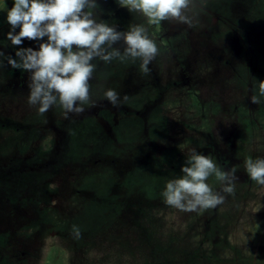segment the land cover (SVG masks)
Here are the masks:
<instances>
[{"label":"rangeland","instance_id":"1","mask_svg":"<svg viewBox=\"0 0 264 264\" xmlns=\"http://www.w3.org/2000/svg\"><path fill=\"white\" fill-rule=\"evenodd\" d=\"M105 1L96 0L95 15L117 31L143 24L120 0L115 9ZM13 2L0 0V52L15 59L18 47L38 50L47 38L11 45L4 5ZM196 12L194 27L146 18L160 47L150 72L139 61L98 62L95 106L67 119L58 107L40 114L29 106V74L0 66V121L21 127L0 130V264H20V257L28 264H264V186L244 168L245 158H264V103L250 100L252 79L264 81V0H203ZM107 89L121 97L118 106L103 98ZM190 149L224 171L235 167V191L223 193L213 175L207 183L225 195L222 205L184 212L166 204L189 236L175 247L182 254L143 250L129 222L138 209L132 204L141 203L132 195L148 196L140 207L147 212L164 203L161 192L181 175ZM238 206L247 213L243 222L234 219ZM249 241L258 256L247 254ZM152 245L165 250L167 241Z\"/></svg>","mask_w":264,"mask_h":264},{"label":"clouds","instance_id":"2","mask_svg":"<svg viewBox=\"0 0 264 264\" xmlns=\"http://www.w3.org/2000/svg\"><path fill=\"white\" fill-rule=\"evenodd\" d=\"M120 3L151 23L170 21L188 27L198 23L197 4L203 6V0H120ZM98 8L96 0H14L11 9L4 5L6 23L10 25L6 39L12 46H20L24 39L47 38L39 43L38 50L18 47L15 59L0 52V66L6 61L12 69L29 74L27 103L38 113L58 107L67 119L70 114L82 113L85 106H95L91 81L98 62L108 65L113 61H139L141 72H150L148 66L159 54V48L149 37L147 27L131 24L127 31H117L115 25L97 18ZM252 81L255 94L250 97L251 103H264V81L257 82L254 78ZM103 98L114 107L121 102L114 89L104 90ZM244 168L252 181L264 186V158L247 157ZM235 172V167L224 171L210 155L190 149L180 168L181 175L166 182L161 196L165 204L184 212L214 209L225 202V195L210 187L209 177L214 175L221 182L223 193L233 194ZM71 233L78 239L80 228L73 225Z\"/></svg>","mask_w":264,"mask_h":264},{"label":"trees","instance_id":"3","mask_svg":"<svg viewBox=\"0 0 264 264\" xmlns=\"http://www.w3.org/2000/svg\"><path fill=\"white\" fill-rule=\"evenodd\" d=\"M102 5H105L106 6L107 5V0L104 3H102ZM114 5H116V2H114V0H113V5H111V6L115 9V6ZM117 10H119V9H117ZM142 16L143 15L140 14V17L144 19L143 20V25L145 27H147V24H145L146 18L145 17H142ZM130 18H131V16H130ZM138 19H140V18L138 17ZM137 23H138V20H137ZM147 29H148L149 37L154 40V38H153L154 36L150 33V30H149L148 27H147ZM154 41L156 42V40H154ZM156 44H157V42H156ZM157 47L159 48V51H160V47L158 45H157ZM16 70H18V69H16ZM2 128H9L10 130H12L14 132L19 131L21 129V127H20L19 124L14 123L12 121H7V120H1L0 121V130ZM241 130H242V128H241ZM242 132H243V130H242ZM190 139H192V138H190ZM190 143L191 142H189V143H183V146L184 147L185 146H188ZM194 145L195 146L198 145V142L195 141V139H193V141H192V146H194ZM221 163H223V162H221ZM222 166L223 165H221V169H223ZM208 181L210 182V180H208ZM143 186H144V189H146V186L145 185H143ZM247 194H250V193L247 192ZM132 197L139 198V200L141 201L140 206L137 205V204H132V205L137 206L138 209L137 210H134L133 213L130 214V221H129V222H131L130 223L131 228H134L135 229L134 230L135 231L134 233L136 235H138V236L140 235L142 237L141 240H140V242H143L144 243V246H140V247L143 250H147V249H151V250H154V251L158 250L159 252H163L165 254L168 253V255H170V256L178 255V253H181L182 254V251L176 250L175 247H176L177 244L178 245H181L184 242L188 241L189 236L186 235L187 233L183 229V224H179V223L176 224L177 223L176 219L169 218V213H167L168 209H166V207H165L166 204L163 203V202H161V201L160 202L158 201L157 204L155 205V209L152 212H147V211L141 209L140 207H143L142 205H144V206L146 205V203H144L145 201H143V200H145L146 197H148V196L147 195L145 196L142 193V194L135 195V196L132 195ZM162 204H164V206H161ZM215 214H217V213L215 212ZM218 216L216 217V219L218 218ZM236 217L239 218V219H243L242 220V222H243L244 221V218L247 217V213H245L244 211H242V209L238 206L237 207V210L235 212V217H234L235 220H236ZM228 220H230V219H228V218L226 219L225 217L223 219L224 222L225 221H228ZM42 234L43 233H41L40 236H42ZM151 234H156V236H158L160 238H157L156 240L155 239L152 240V238H150V235ZM194 234H196V233L194 232ZM0 235H2V234H0ZM213 235L214 234H212L211 237ZM202 236L204 237V234H202ZM202 236L200 237L199 241H197L198 244H201V242L203 241ZM253 237H254V235H253ZM161 238L164 239V242L167 241V247L165 248V250L164 249H161L160 250L159 248L153 249L154 248V245H152V243L153 242H156L157 240H159ZM205 239H207V238H205ZM254 239H256V238L254 237ZM192 241L195 242V239L193 238ZM170 242H172L171 245H170ZM253 242H255V240ZM253 242L251 243L249 241V243H247L249 245L251 244L250 247H249V250L247 251V254L249 253L250 256L251 255L258 256L257 253H256V251H255V249H254L256 247L254 246ZM44 252L45 251H43V253ZM75 253H76V251H75ZM181 254H180V257L181 258H177V259H181V260H184L185 261V258H182V255ZM19 255L20 254H18L16 257L18 258ZM23 258L24 257H20V260L17 259V261L20 264H23V263L24 264H28V262L25 260L27 258H24V259ZM73 262L75 263L74 260H73ZM174 263H175V261L173 259V264ZM144 264H147V263H144Z\"/></svg>","mask_w":264,"mask_h":264},{"label":"bare ground","instance_id":"4","mask_svg":"<svg viewBox=\"0 0 264 264\" xmlns=\"http://www.w3.org/2000/svg\"><path fill=\"white\" fill-rule=\"evenodd\" d=\"M119 259V258H118ZM113 262V261H112Z\"/></svg>","mask_w":264,"mask_h":264}]
</instances>
